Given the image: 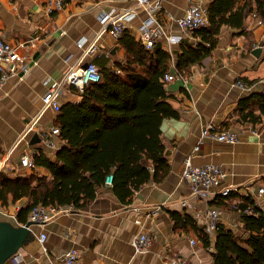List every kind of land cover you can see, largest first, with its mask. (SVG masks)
Here are the masks:
<instances>
[{
	"label": "crops",
	"instance_id": "obj_1",
	"mask_svg": "<svg viewBox=\"0 0 264 264\" xmlns=\"http://www.w3.org/2000/svg\"><path fill=\"white\" fill-rule=\"evenodd\" d=\"M210 1H164L160 17L164 35L159 43L172 56L168 73L178 71L176 53L181 49V39L196 41L178 27L176 20L191 4L208 5ZM131 6V0H68L62 10L50 12L48 0H0V37L11 44L26 43L23 53L29 56L28 73L20 71L0 89V177L33 173L50 177L44 168H24L21 160L25 155L33 160L40 150L55 159L57 151L51 152L43 138L46 134L48 141L62 146L60 133L54 135L51 131L57 127L59 113L47 110L25 139L23 133L43 111V97L49 88L61 81L72 66L108 63L115 67L116 63L126 62V49L110 31L103 32L102 20ZM146 20L143 11L130 17L126 31L137 40ZM257 22L251 14L244 32L224 27L217 48L183 73L190 79L188 86L181 81L166 82L179 118H167L162 124V140L171 166L163 182L142 187L129 205L119 201L112 186L99 187L96 199L87 208L58 214L44 226H31V238L24 251L7 264H66L62 257L71 250L80 253L76 264H169L176 256H184L194 264H213L214 250L204 247L191 225L182 228L173 218V214L189 217L204 229L195 212L180 203L190 192L183 178L189 158L195 166L214 164L228 171L227 184L237 185L239 190L228 197H214L207 206L224 212L223 227L245 236L242 215L235 208L245 206L240 202L247 191L254 192L264 184V119L256 125L243 123L238 110L242 98L255 91L264 92V22ZM169 37L173 40L168 41ZM255 51H260L259 57ZM247 81L254 82L248 84V91L235 86ZM81 94L65 86L62 105L79 103ZM205 128L239 132V141H213L202 136ZM197 146L199 151L195 152ZM252 200L264 210V197ZM27 204L28 199L12 204L5 210L16 218L0 214V221L22 226L17 214ZM199 207L205 208L203 204ZM139 232H148L153 238L149 250L142 254H136L130 242ZM41 233L47 235L44 244L39 240ZM215 237L211 238L213 242Z\"/></svg>",
	"mask_w": 264,
	"mask_h": 264
},
{
	"label": "trees",
	"instance_id": "obj_2",
	"mask_svg": "<svg viewBox=\"0 0 264 264\" xmlns=\"http://www.w3.org/2000/svg\"><path fill=\"white\" fill-rule=\"evenodd\" d=\"M207 13L208 25L191 34L196 41L181 39L176 65L182 73L217 48L224 27L244 32L251 14L264 22V0H211ZM119 43L127 51L126 62L116 63L115 67L98 65L101 81L90 84L79 103L62 105L55 124L63 144L55 159L43 150L33 155L35 165L46 169L50 177L36 173L1 175L3 209L28 199L27 206L17 214L19 223L27 224L36 206L87 208L110 175L114 194L126 205L142 187L161 183L169 175L171 166L162 140V124L167 118H179L164 80L172 56L161 43L147 50L128 31ZM238 110L243 123L262 122L264 92L255 91L242 98ZM245 200L255 212L241 217L245 236L221 226L213 242L193 219L177 214L173 218L182 228L191 225L205 248L214 247L213 264H264V211L254 200Z\"/></svg>",
	"mask_w": 264,
	"mask_h": 264
},
{
	"label": "built area",
	"instance_id": "obj_3",
	"mask_svg": "<svg viewBox=\"0 0 264 264\" xmlns=\"http://www.w3.org/2000/svg\"><path fill=\"white\" fill-rule=\"evenodd\" d=\"M68 0H48V8L50 12L62 10ZM112 1V0H111ZM133 6L122 10L114 15H106L103 22V32L110 31L115 37L121 38L124 32L127 30L128 20L130 17L139 15L141 11L147 15V20L143 22V25L136 36L137 40L141 42L144 47L152 51L164 35L163 26L161 23V15L164 10L165 0H131ZM253 18L258 19V24L262 25L263 21L257 14H252ZM178 27L186 34H192L198 29L204 28L208 25V13L207 5L200 3L191 4L184 15L176 20ZM173 38L169 37L168 41H172ZM82 47L84 43H79ZM26 48V43L11 44L0 37V89L2 86L13 76L17 75L20 71L28 73L27 62L29 56L23 53ZM94 46L91 48L93 49ZM165 82L181 81L188 86L190 79L183 75L182 72L177 71L175 74L167 73L164 76ZM101 81V74L99 67L95 63H79L76 66H72L69 71L64 75L63 79L54 83L47 93L43 97V111L41 114L33 119L26 127L22 139H25L27 134L34 131L36 125L39 123L41 116L47 110H52L55 113H60L62 107L61 95L65 86H71L75 88L79 93H84L86 88L90 84L98 83ZM243 91H248L251 87L244 83H236ZM52 134L57 135L60 133L58 127L51 129ZM254 135H257L255 130L252 131ZM239 132L224 129L220 131L211 130L205 128L202 136L212 139L213 141L234 144L239 141ZM44 142L50 146L51 152H55L59 149V146L55 143L48 141L47 135H44ZM195 152L199 151V147H195ZM22 166L26 169L34 170L37 168L33 160L25 155L21 160ZM227 170L221 166L214 164H206L203 166H195L191 162V159H187L183 178L189 183L190 192L187 198L180 201L181 205L189 210H193L197 219L202 223L205 233L208 237L213 238L219 228L222 226V219L224 212L216 207H209L207 204L212 198L221 196L228 197L232 192L239 190V187L234 184H227L229 178ZM106 184L112 186L113 176L110 175L106 179ZM253 197H264V184L256 188L254 192L247 191L244 195V199H252ZM245 206L236 207L235 211L239 215L254 214L251 204L246 200L241 201ZM203 204L205 208L201 209L199 206ZM262 210L263 208L260 207ZM138 211V209H136ZM74 209L72 207H53V206H36L30 213L28 222L33 225L44 226L52 221L58 214L71 213ZM264 211V210H263ZM0 214L8 217L11 216L0 205ZM137 224L140 225L141 221L137 220ZM32 225V226H33ZM24 226V225H22ZM238 226V225H237ZM40 242L44 244L47 240V235L41 233ZM131 245L136 254H142L149 250L153 243V238L148 232H139L131 239ZM214 250L213 246L209 248ZM80 259V253L77 250H71L63 255L62 260L66 264H76ZM169 264H194L188 258L184 256H176L170 259Z\"/></svg>",
	"mask_w": 264,
	"mask_h": 264
},
{
	"label": "water",
	"instance_id": "obj_4",
	"mask_svg": "<svg viewBox=\"0 0 264 264\" xmlns=\"http://www.w3.org/2000/svg\"><path fill=\"white\" fill-rule=\"evenodd\" d=\"M259 57L260 51H255ZM28 222L24 226H14L8 221H0V264H7L12 258L24 251V247L31 238V226Z\"/></svg>",
	"mask_w": 264,
	"mask_h": 264
},
{
	"label": "rangeland",
	"instance_id": "obj_5",
	"mask_svg": "<svg viewBox=\"0 0 264 264\" xmlns=\"http://www.w3.org/2000/svg\"><path fill=\"white\" fill-rule=\"evenodd\" d=\"M262 63H264V62H262ZM11 222V221H10Z\"/></svg>",
	"mask_w": 264,
	"mask_h": 264
}]
</instances>
